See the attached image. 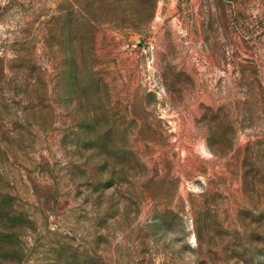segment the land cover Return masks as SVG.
Instances as JSON below:
<instances>
[{"label":"rangeland","instance_id":"1","mask_svg":"<svg viewBox=\"0 0 264 264\" xmlns=\"http://www.w3.org/2000/svg\"><path fill=\"white\" fill-rule=\"evenodd\" d=\"M0 264H264V0H0Z\"/></svg>","mask_w":264,"mask_h":264},{"label":"trees","instance_id":"2","mask_svg":"<svg viewBox=\"0 0 264 264\" xmlns=\"http://www.w3.org/2000/svg\"><path fill=\"white\" fill-rule=\"evenodd\" d=\"M7 215L9 216V213H7Z\"/></svg>","mask_w":264,"mask_h":264}]
</instances>
